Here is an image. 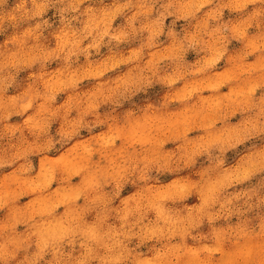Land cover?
I'll return each mask as SVG.
<instances>
[{
	"label": "clouds",
	"instance_id": "9594fccd",
	"mask_svg": "<svg viewBox=\"0 0 264 264\" xmlns=\"http://www.w3.org/2000/svg\"><path fill=\"white\" fill-rule=\"evenodd\" d=\"M0 264H264V0H0Z\"/></svg>",
	"mask_w": 264,
	"mask_h": 264
},
{
	"label": "rangeland",
	"instance_id": "374dc122",
	"mask_svg": "<svg viewBox=\"0 0 264 264\" xmlns=\"http://www.w3.org/2000/svg\"><path fill=\"white\" fill-rule=\"evenodd\" d=\"M226 15H227V13H226ZM232 47H233V48H236V47H239V45H237V44L234 43ZM189 59H194V56H192V55L190 54ZM221 67H223V65H221Z\"/></svg>",
	"mask_w": 264,
	"mask_h": 264
}]
</instances>
